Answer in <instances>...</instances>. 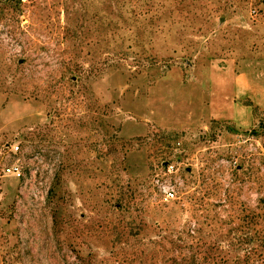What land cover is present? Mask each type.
Segmentation results:
<instances>
[{
	"label": "rangeland",
	"instance_id": "1",
	"mask_svg": "<svg viewBox=\"0 0 264 264\" xmlns=\"http://www.w3.org/2000/svg\"><path fill=\"white\" fill-rule=\"evenodd\" d=\"M263 73L264 0H0V264H264Z\"/></svg>",
	"mask_w": 264,
	"mask_h": 264
},
{
	"label": "built area",
	"instance_id": "2",
	"mask_svg": "<svg viewBox=\"0 0 264 264\" xmlns=\"http://www.w3.org/2000/svg\"><path fill=\"white\" fill-rule=\"evenodd\" d=\"M9 151L17 152L19 149L18 143L10 144ZM166 171L171 172L173 169V164H165ZM4 174L13 175L15 177H20L22 175V164L20 161L15 160L12 162L5 163L2 167ZM155 185L157 186L159 195L162 200L168 201L176 196L175 186L171 181V178L156 177L154 179ZM175 182V178H174Z\"/></svg>",
	"mask_w": 264,
	"mask_h": 264
},
{
	"label": "crops",
	"instance_id": "3",
	"mask_svg": "<svg viewBox=\"0 0 264 264\" xmlns=\"http://www.w3.org/2000/svg\"><path fill=\"white\" fill-rule=\"evenodd\" d=\"M263 81H264V75H263ZM249 87L250 86H249V80H248V78L247 79H245V78L244 79H241V82H240V88L241 89H239V90H242V91L244 90V92L246 93V92H249ZM260 92L262 93L261 103L264 104V82L261 85ZM244 107H247V106H244ZM247 109H248V107H247ZM248 112H250V111H248ZM263 113H264V111H263Z\"/></svg>",
	"mask_w": 264,
	"mask_h": 264
}]
</instances>
